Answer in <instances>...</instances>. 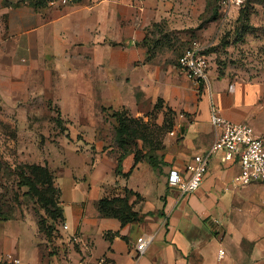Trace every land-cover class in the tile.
<instances>
[{
    "label": "crops",
    "instance_id": "0c3cea01",
    "mask_svg": "<svg viewBox=\"0 0 264 264\" xmlns=\"http://www.w3.org/2000/svg\"><path fill=\"white\" fill-rule=\"evenodd\" d=\"M178 4L78 0L68 6L48 2L34 6L30 0H0V97L23 103L38 97L57 103L59 117L68 120L70 139L64 147L89 154L80 172L82 163L64 156L55 173L69 229L60 226L48 240L37 228L16 221L15 238L0 239L2 264H8V253L31 264L100 257L111 264H134V245L145 233L155 237L139 264H264V216L257 218L258 226L253 224L252 215L262 210L255 203V192L248 190L255 182L234 183L241 171L238 159L223 162L214 155L194 193L182 194L168 183L171 170L187 174L193 158L214 143L212 99L224 117L264 132L259 88L232 79L211 64L209 83L197 86L177 68L190 43L188 16L176 11ZM159 99L176 114L160 153L167 176L162 192L155 196L156 174L150 167L147 174L141 173L145 163L128 177L117 174L114 131L105 121L104 109L110 114L121 108L136 110L155 106ZM133 161V155L124 159L123 173L131 170ZM125 188L144 197L135 205L140 220L122 225L115 217H101L99 200L124 195ZM220 249L225 251L222 258Z\"/></svg>",
    "mask_w": 264,
    "mask_h": 264
},
{
    "label": "rangeland",
    "instance_id": "374dc122",
    "mask_svg": "<svg viewBox=\"0 0 264 264\" xmlns=\"http://www.w3.org/2000/svg\"><path fill=\"white\" fill-rule=\"evenodd\" d=\"M177 1L179 4L176 11L188 16L186 22L189 45L194 40L206 44L211 66H216L222 73L230 74L232 79H242L249 85L259 88L261 104H264V0ZM0 98V202L8 204L3 206V211L14 214L13 218L9 219L12 221L0 219V239L15 238L12 224H17L18 220L28 223L32 228H37L40 236L46 238L39 228V220L42 216L47 217V213L39 204L25 196L26 187L18 186L15 165L28 163L47 166L55 175L60 168L59 162L61 163L62 157L67 156L72 163H82L80 172L85 167L84 159L89 157V154L80 155L78 153L80 151L76 152L74 146L69 149L64 147L63 142L70 139V135H66L68 120H62V124L57 121L60 116L57 103L49 104L38 97L28 103ZM104 110L105 121L107 124L110 121L113 132L115 118L107 107ZM123 112L130 120L137 122L144 134L145 139L139 138L137 142L141 147L165 139L169 127L167 120L171 116L166 114L163 101L156 106L136 110L125 108ZM109 114L113 119L107 117ZM91 149L96 153L94 146ZM112 152L116 156L119 154L117 146ZM48 161L53 164L50 166ZM142 163H145V167L141 169V173L147 174V169L150 167L156 174L158 181L156 187L159 188L156 190L155 196H157L163 190L161 188L167 173L162 168L152 167L145 160ZM250 186L248 190L255 192V203L262 210L261 214L252 215L253 224L258 226L257 218L264 216V185L255 182ZM56 187L59 189L57 185ZM164 199L161 195L160 202ZM141 201H144V197L140 194L137 203ZM57 234L58 231L54 236ZM224 244L226 245V241ZM2 263L4 262L0 261V264Z\"/></svg>",
    "mask_w": 264,
    "mask_h": 264
},
{
    "label": "built area",
    "instance_id": "2783aa9c",
    "mask_svg": "<svg viewBox=\"0 0 264 264\" xmlns=\"http://www.w3.org/2000/svg\"><path fill=\"white\" fill-rule=\"evenodd\" d=\"M76 2L77 0H48L52 6H68ZM206 52L207 45L194 40L178 58L176 64L177 68L197 86L209 83L210 60ZM210 114L211 123L215 128V140L211 148L193 158L188 166L187 174L171 170L168 183L177 187L182 194L196 192L205 179L209 163L214 155H219L223 162L239 160L241 171L234 180L237 186L258 181L264 182V132L257 133L247 122H236L224 117L220 114L219 107L213 99ZM62 227L64 230L69 229L66 223ZM154 237L152 233H145L138 237L134 245V264L140 263ZM70 240L77 242L79 238L71 236ZM219 252L222 258L225 254L224 249H220ZM6 261L8 264H31L13 253L6 255ZM68 264H111V262L106 257H100L96 260L81 258Z\"/></svg>",
    "mask_w": 264,
    "mask_h": 264
},
{
    "label": "trees",
    "instance_id": "16d2710c",
    "mask_svg": "<svg viewBox=\"0 0 264 264\" xmlns=\"http://www.w3.org/2000/svg\"><path fill=\"white\" fill-rule=\"evenodd\" d=\"M46 2L48 0H30V3L34 6ZM206 53L208 54V50ZM161 101L163 100L159 99L156 105ZM164 108H166V114L171 116L167 120L169 124L167 133L174 126L173 119L176 112L169 107ZM124 109L114 110L112 113L116 123L114 126L113 141L119 151L117 155V174L128 177L134 168L143 160L147 161L152 167L161 169L164 161L160 153L165 149L164 140L141 147L137 142L139 138L145 139V136L141 132L137 122L126 117L127 114L123 112ZM57 121L62 124L60 117ZM146 142L148 141L146 140ZM144 148L146 150L143 151ZM129 155H133L134 157L133 166L129 172L123 173V161ZM14 171L18 175V186L20 188H27L25 196L35 201V203L39 204L46 211L47 217L42 216L40 218L39 228L45 237L51 240L54 237V233L59 232V228L65 220L64 210L60 202V190L55 185V175L47 166L28 163L16 164ZM132 195L136 196V200L133 202H131ZM138 198H140L138 192L125 188L123 196L104 197L100 199L98 202V210L101 217H115L121 221L122 225H126L138 221L141 218L139 212L135 210ZM6 205L8 204L0 202V219L3 220L12 219L14 215L13 212H5L2 210L3 206ZM50 221H52L51 224H49Z\"/></svg>",
    "mask_w": 264,
    "mask_h": 264
}]
</instances>
